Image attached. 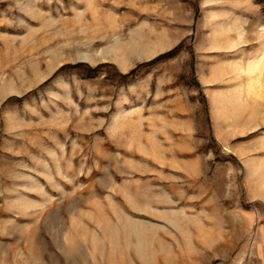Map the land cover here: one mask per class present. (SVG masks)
<instances>
[{
    "label": "rangeland",
    "instance_id": "374dc122",
    "mask_svg": "<svg viewBox=\"0 0 264 264\" xmlns=\"http://www.w3.org/2000/svg\"><path fill=\"white\" fill-rule=\"evenodd\" d=\"M0 264H264V0H0Z\"/></svg>",
    "mask_w": 264,
    "mask_h": 264
}]
</instances>
